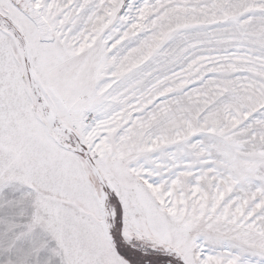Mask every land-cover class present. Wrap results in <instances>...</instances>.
Wrapping results in <instances>:
<instances>
[{"label":"snow or ice","instance_id":"6c2138e0","mask_svg":"<svg viewBox=\"0 0 264 264\" xmlns=\"http://www.w3.org/2000/svg\"><path fill=\"white\" fill-rule=\"evenodd\" d=\"M0 264H264V0H0Z\"/></svg>","mask_w":264,"mask_h":264}]
</instances>
